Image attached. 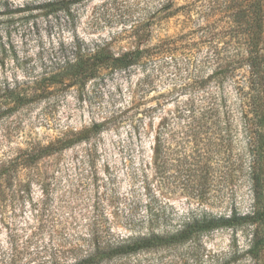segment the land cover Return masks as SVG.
<instances>
[{"label": "rangeland", "instance_id": "obj_1", "mask_svg": "<svg viewBox=\"0 0 264 264\" xmlns=\"http://www.w3.org/2000/svg\"><path fill=\"white\" fill-rule=\"evenodd\" d=\"M50 1L0 0V96L30 85L78 43L120 56L167 41L180 54L105 73L82 91L64 90L0 117V163L20 157L36 140L100 126L0 195V264H72L93 243L146 234L150 216L163 222L157 231H177L205 215L246 216L264 207V183L256 192L252 180L264 114L254 113L247 67L224 86L232 128L183 119L168 133L161 171L153 161L162 117L192 98L203 101L207 88L198 90L197 81L219 64L245 63L254 47H245L246 26L232 16H264V0H76L70 12L47 16L42 7ZM30 179L31 187H23ZM255 228L245 223L200 232L110 264H264V247L253 248Z\"/></svg>", "mask_w": 264, "mask_h": 264}, {"label": "trees", "instance_id": "obj_2", "mask_svg": "<svg viewBox=\"0 0 264 264\" xmlns=\"http://www.w3.org/2000/svg\"><path fill=\"white\" fill-rule=\"evenodd\" d=\"M76 0H53L44 4L42 8L47 16L63 12H70ZM261 6L257 5V10ZM261 11V10H260ZM259 11V12H260ZM246 12V9H245ZM244 12V13H245ZM243 13V14H244ZM233 13V23H241L246 26L244 35L245 47L248 49V56L245 63L219 64L211 75L197 81L198 90L207 91L203 95V101L187 100L179 105L176 112L162 117L158 131L155 135L156 158H153L157 172L161 171L166 161L164 160L163 147L168 141V133L176 129L183 119H190L188 125L200 122V126L215 130H229L232 128L230 114L231 106L228 105V94L225 93V82L236 79L238 73L245 67L249 69V88L252 93L254 113L256 116L264 114V16L240 15ZM259 30V31H258ZM205 42L211 47H220L219 42L215 43L208 36ZM176 43L164 41L162 47L147 49H135L123 53L120 56H113L107 52L106 47H96L91 50L78 43L70 55L64 56L55 67L46 70L38 79L28 86L17 88H6L3 96H0V117L4 114H11L19 109L35 104L44 99H50L56 93L64 90L82 91L89 81L104 75L118 71H127L136 66L148 65L156 61L168 60L180 54V48L175 47ZM211 85H214L212 88ZM20 88V89H19ZM3 98V99H2ZM4 109V111H3ZM153 110L150 112L152 113ZM139 114V113H138ZM199 116V118H198ZM134 117V116H133ZM146 117H141L144 120ZM264 120V118H263ZM261 118L260 127L262 140L254 145L252 180L253 189L257 192L264 183V121ZM186 125V124H185ZM100 126L93 125L89 129L77 131L66 129L55 139L48 142L36 140L27 144L21 151V156L16 159L4 160L0 163V195L8 187L17 184L22 175L31 174L43 160L61 153L67 149L81 144L90 139V134L96 132ZM194 163H191L193 166ZM203 168V167H202ZM190 176L185 181H189ZM33 180H29L22 186L30 188ZM245 223L254 225L256 238L253 248L264 247V207H258L252 215L238 216L233 214L230 217L203 216L201 219L185 223L177 231H157L163 222L159 217L150 216L145 221L148 228L146 234L121 239L116 244L93 247L86 255L79 257L72 264H110L113 259L121 258L141 251L169 248L180 245L189 240L194 234L220 228H232ZM92 246V245H91Z\"/></svg>", "mask_w": 264, "mask_h": 264}]
</instances>
